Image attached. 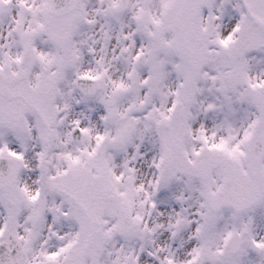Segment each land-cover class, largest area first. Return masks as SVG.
Wrapping results in <instances>:
<instances>
[{"label":"snow or ice","instance_id":"snow-or-ice-1","mask_svg":"<svg viewBox=\"0 0 264 264\" xmlns=\"http://www.w3.org/2000/svg\"><path fill=\"white\" fill-rule=\"evenodd\" d=\"M0 264H264V0H0Z\"/></svg>","mask_w":264,"mask_h":264}]
</instances>
